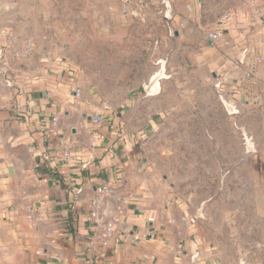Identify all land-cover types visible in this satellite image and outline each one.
<instances>
[{"label": "crops", "instance_id": "1", "mask_svg": "<svg viewBox=\"0 0 264 264\" xmlns=\"http://www.w3.org/2000/svg\"><path fill=\"white\" fill-rule=\"evenodd\" d=\"M133 1L127 12L121 11V0L107 1L116 26L162 25L160 34L152 33L176 48L174 55L155 59L145 78L126 79L133 84L115 102L88 83L83 68L68 65L34 40L27 28L36 20L32 0H0V45L20 48L23 38L33 40L27 59L4 60L17 79L8 84L0 77V264L264 259V63L253 66L264 53V0L240 1L219 15L206 0H172L168 17L161 0H145V10ZM210 32L219 35L211 39ZM162 63L158 92L146 93L143 85ZM195 79L209 85L217 105L209 110V142L228 133L230 118L244 117L239 103L263 108L260 136L253 142L234 125L239 141L233 163L224 157L209 160L218 167L222 199L231 195L230 176L240 184L249 174L254 200L226 208L209 195V217L201 202H188L167 180L164 158L154 159L149 143L180 106L175 81ZM94 115L101 117L98 124ZM101 185L110 191L100 214L116 220L112 235L98 242L88 214ZM232 194L242 198L240 191ZM215 213L221 214L219 227L211 217ZM205 222L211 225L208 239L202 234Z\"/></svg>", "mask_w": 264, "mask_h": 264}, {"label": "rangeland", "instance_id": "2", "mask_svg": "<svg viewBox=\"0 0 264 264\" xmlns=\"http://www.w3.org/2000/svg\"><path fill=\"white\" fill-rule=\"evenodd\" d=\"M107 1L32 0L30 12L36 20L27 28L43 49L52 50L68 65L83 68L81 72L90 77L88 83L107 101H115L122 100L127 89L131 88L133 81L126 79L145 78L152 70L154 60L174 55L176 47L174 44L165 46V39L152 33L154 30L160 34L164 29L162 25L132 22L116 26L117 21ZM240 1L244 0H206V4L219 15ZM118 30L131 31V34H117ZM195 80L175 81L180 84L175 86L181 91L180 106L169 126L152 135L149 143L151 156L164 158L162 169L167 180L187 197L188 202H201L208 212L206 217H209V195L214 196L219 207L225 205L226 208H236L242 200H254L251 194L254 182L249 174L240 184L230 176L226 184L231 195L229 199H222V182L215 175L218 167L209 164V160L224 157L233 163L239 141L234 125L240 126V135L244 129L246 139L253 142L256 135L260 136L263 108L258 103L255 106L239 103L244 109V117L237 122L230 118L228 133L221 132L215 143L209 142V110L216 109L217 105L209 85ZM238 191L242 198H233L232 193ZM211 217L219 227L221 214L215 213ZM209 226V222H205L202 227L206 239L212 237ZM253 262L242 259L238 264H264V259Z\"/></svg>", "mask_w": 264, "mask_h": 264}, {"label": "built area", "instance_id": "3", "mask_svg": "<svg viewBox=\"0 0 264 264\" xmlns=\"http://www.w3.org/2000/svg\"><path fill=\"white\" fill-rule=\"evenodd\" d=\"M131 0H121L120 9L123 12H127L130 10L129 3ZM136 7L141 8L143 10L147 9L149 4L145 0H134L133 1ZM172 0H161V5L163 7V13L166 15L167 9L170 8V3ZM168 17V16H166ZM224 19V18H223ZM222 19V20H223ZM217 32H210L209 37L211 39H216L218 37ZM22 46L18 47H9L6 48L4 45H0V77L3 81L8 84L11 81H15L17 79V73L9 70L6 65L7 62L4 63V60L8 58H12L13 60H25L27 59L32 51H33V40L31 37H26L21 40ZM264 63V53L260 54L254 61L253 66ZM94 124H98L101 121V117L99 115H94L92 118ZM56 122V117L53 118V123ZM110 191V188L105 185H101L98 187L95 196L90 201V211L88 214V219L91 220L94 224L93 228V239L98 242L106 241L113 233L115 220L114 218L104 219L100 214V208L103 202L104 196ZM152 221V218L148 219ZM38 253V252H37Z\"/></svg>", "mask_w": 264, "mask_h": 264}, {"label": "water", "instance_id": "4", "mask_svg": "<svg viewBox=\"0 0 264 264\" xmlns=\"http://www.w3.org/2000/svg\"><path fill=\"white\" fill-rule=\"evenodd\" d=\"M170 15V10L167 9L166 16ZM163 76V63L160 69L151 77L147 84L143 85V89L146 93L155 94L159 90L158 79Z\"/></svg>", "mask_w": 264, "mask_h": 264}]
</instances>
